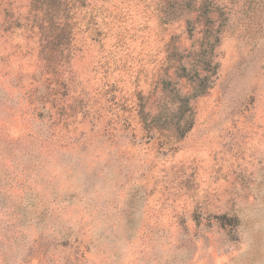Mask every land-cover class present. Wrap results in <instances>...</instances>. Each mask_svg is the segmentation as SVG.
<instances>
[{"label": "rangeland", "instance_id": "374dc122", "mask_svg": "<svg viewBox=\"0 0 264 264\" xmlns=\"http://www.w3.org/2000/svg\"><path fill=\"white\" fill-rule=\"evenodd\" d=\"M0 264H264V0H0Z\"/></svg>", "mask_w": 264, "mask_h": 264}, {"label": "trees", "instance_id": "16d2710c", "mask_svg": "<svg viewBox=\"0 0 264 264\" xmlns=\"http://www.w3.org/2000/svg\"><path fill=\"white\" fill-rule=\"evenodd\" d=\"M64 35H67V33L64 32ZM186 102H187V100H186Z\"/></svg>", "mask_w": 264, "mask_h": 264}]
</instances>
